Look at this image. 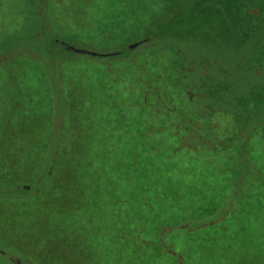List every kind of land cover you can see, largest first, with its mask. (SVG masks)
<instances>
[{"label": "trees", "instance_id": "trees-1", "mask_svg": "<svg viewBox=\"0 0 264 264\" xmlns=\"http://www.w3.org/2000/svg\"><path fill=\"white\" fill-rule=\"evenodd\" d=\"M118 1L102 8L116 12ZM136 6L143 25L135 47L123 42L94 55L71 49L81 48L53 33L47 0H36L37 32L2 52L29 64L26 75L8 83L0 70L6 119L0 124L6 260L0 264H201L211 252L195 246L230 239L249 251L240 264H264V0H139ZM102 25L105 36L129 35L135 26L115 17ZM158 41L171 44L177 57H200L215 42L234 47L239 58L234 74L207 72L184 83L198 91V111L207 118L192 134L195 148L178 146L175 153H169L172 127H155L164 120L154 112L161 106L155 91H146V101L137 88L138 65L145 62L133 53ZM80 55L82 62L68 64L76 68L67 78L63 61ZM110 59L118 60L111 62L113 73ZM178 67L173 87L194 73ZM162 81L161 73H151L152 86ZM210 109L239 122L214 123ZM199 167L206 171L200 177ZM185 181L192 184H180ZM178 213L184 215L174 219Z\"/></svg>", "mask_w": 264, "mask_h": 264}, {"label": "rangeland", "instance_id": "rangeland-1", "mask_svg": "<svg viewBox=\"0 0 264 264\" xmlns=\"http://www.w3.org/2000/svg\"><path fill=\"white\" fill-rule=\"evenodd\" d=\"M111 1L114 0H47V11L50 14L49 20L53 29V33L63 39L73 41L74 44H76L79 48L88 51L84 53L93 55L97 54V52H101V50L105 48L119 46L123 42L133 44L134 42L139 41L138 36H140V32H138L137 29L140 28L139 26L142 24V21L140 22V17L137 14L138 10L136 6L139 0H127L128 2L126 0H119V6L116 8L118 11L115 9L116 12L109 11L107 6L102 8L104 4L107 5ZM132 5H135V8L133 9L134 12H131ZM127 8L129 9V12ZM111 17H115L116 19L118 18V21L122 22H126L128 19L132 20L133 24L135 25L134 30H130L131 33L129 35L128 33H123L121 31L118 34H110L109 36H105L103 34L104 31H102V24H106V22H108ZM148 19L151 18L148 17ZM146 22V20L145 22L143 21V23ZM39 23L36 0H0V45L3 46L2 48H4L3 51L0 48V70H2V73L7 72V74H4V76H7L4 77L3 83H8V79H12V77H17V79H19L23 77V74L26 75L28 72L27 70L29 61L26 57H21L20 55L14 53L12 55L7 56L6 54L5 56H2V52H6L7 50L9 51L8 48H11L10 45H12V42L20 41L21 39H27L29 36L35 34L38 30V27L40 26ZM208 48H212L214 52L208 51ZM233 48L234 47L229 48L228 45H226V48L222 47L221 45L216 46L214 42L213 45L211 43V45L205 47L204 53L200 57H195L191 54L177 57V55L174 54L171 44L169 45L164 41H158L153 42L150 46L144 45L140 47L138 51L133 53L135 58H138L139 60L141 58V60L145 62V64L141 67L138 65V69L140 70L139 72L143 70L141 72L142 74H138L139 83L137 86V88L143 87V91L139 90L138 94H141V97L147 101L149 100V96L146 95V91L149 92V90L152 89L155 91L156 97L159 100L158 105H161L157 106V108L154 110V112L158 113L164 119L159 120L160 123L158 122V127L155 126L156 130H161L162 127H172V133H175V141L169 143L171 147L169 153L178 152V146H190V148H195L193 145L194 141L192 142V137H194L192 134L197 135V129L203 127V121L201 117L204 120L207 118L205 110L198 111V95H196L198 91H194V89L186 87L184 83L198 82L200 76H203L207 72L209 76L211 74H216V72H220L221 70L225 71L226 75L227 73L234 74L236 71V66H239L237 65L239 58H237L238 52H236ZM104 54L108 53L106 52ZM124 54L126 55V53ZM82 59H84V55L77 56L75 60L72 61H63V67L67 71L68 75L67 78H71V76L74 75V69L76 68L74 67L73 69V66L68 64L72 63L73 61L82 62ZM87 59L93 64H96L97 57H89ZM181 60L182 62L179 65ZM116 61L118 60H109L110 63L108 67H110V73H113L114 70V67H111V62L113 63ZM133 61L135 62V60ZM174 65L179 66L178 69H180L182 72L183 70L187 71L190 68L194 71V73H187V78L184 77L181 80L183 82V86L180 84L173 87L171 84H175V82L178 81L176 72L173 69ZM128 67L129 71H131V69L135 70L133 65ZM82 69L79 70L80 72L84 73V70ZM119 69H122V67H119ZM194 69H196V71ZM145 70L146 72H144ZM123 71L125 74L128 73L127 66H125ZM155 71L161 73L163 81L157 86H152L150 82L151 73ZM180 79L181 78H179V82ZM212 80L214 81V79ZM163 83L167 84L163 85ZM57 100L58 103H60L59 99ZM151 104L153 105V100ZM109 111L110 110L106 112L104 110L106 114H109ZM200 113H202L203 116H199L198 114ZM210 113L211 114L208 116L211 117V120L214 123H217V121L222 123L226 122V120L230 123L239 122L238 118L233 116H225V114H222L221 109H210ZM111 114L115 113L111 112ZM103 117L104 116L101 115V118ZM4 121H6V119L4 116H2V112L0 111V124ZM97 124L98 122H95V125L91 127L90 130H92V134H96ZM222 135H224V133L223 128L221 127L216 133V136L220 137ZM164 159L166 160L165 156ZM167 160L170 161V158ZM196 170L198 171L199 177L203 176V174H206V171L202 169V167H199ZM49 172L51 173V168ZM173 177L175 181L176 177L179 176L174 175ZM197 181V184H204L201 182V179H197ZM173 184L177 183L173 182ZM180 184L192 183L185 181ZM193 197L195 198V196ZM28 198H34L35 200L37 199V196H29ZM195 199H197V196ZM180 201H182L180 203L183 205L187 199L183 198ZM19 202L22 204V201H15V203ZM172 202L179 203L177 199H173ZM183 215V213L175 214L174 219H180ZM229 242H231V239ZM229 242H227V240H225L224 244L218 242L216 245L213 244L212 247L207 245L195 246L197 249L208 250L211 252V254H207V256L202 257L203 262L201 264H240L242 260L250 258L248 250L237 248L239 247L237 239H233L232 243ZM2 245L3 244L0 242V246ZM222 250L223 252H227V256L224 257L223 255H217L218 251ZM212 251L217 252L214 254ZM5 260L6 257L0 255V261L5 263ZM165 264H169V262ZM252 264L256 263L252 262Z\"/></svg>", "mask_w": 264, "mask_h": 264}, {"label": "water", "instance_id": "water-1", "mask_svg": "<svg viewBox=\"0 0 264 264\" xmlns=\"http://www.w3.org/2000/svg\"><path fill=\"white\" fill-rule=\"evenodd\" d=\"M138 44V42H135V43H133V44H131V47H134V46H136ZM71 49H74V50H76V51H79V52H82V53H84V52H88L87 50H84V49H76V48H74V47H70Z\"/></svg>", "mask_w": 264, "mask_h": 264}]
</instances>
